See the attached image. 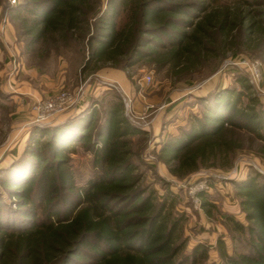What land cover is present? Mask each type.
<instances>
[{"label": "trees", "instance_id": "trees-1", "mask_svg": "<svg viewBox=\"0 0 264 264\" xmlns=\"http://www.w3.org/2000/svg\"><path fill=\"white\" fill-rule=\"evenodd\" d=\"M11 11L27 13L16 19L29 46L46 40L86 46L83 73L149 57L175 76L191 77L229 52L264 60V0H107L101 12L100 0H22ZM238 81L243 90L198 100L203 115L162 143L158 157L170 174L183 178L202 167L229 168L241 148L238 132L260 140L264 154V103L248 79ZM109 90L58 123L32 126L23 162L2 172L0 182L17 208L0 211V264L207 261L202 244L182 254L183 218L175 215L171 193L158 200L154 189L140 184L132 137L144 133L124 115L120 94L107 100ZM78 147L90 154L87 178L70 157ZM234 188L246 223L222 215L248 251L228 254L218 239L221 264H264V176L250 172ZM198 196L211 213L214 204L204 193Z\"/></svg>", "mask_w": 264, "mask_h": 264}, {"label": "rangeland", "instance_id": "rangeland-1", "mask_svg": "<svg viewBox=\"0 0 264 264\" xmlns=\"http://www.w3.org/2000/svg\"><path fill=\"white\" fill-rule=\"evenodd\" d=\"M106 1L100 0V12L105 9ZM19 2L22 0H0V181L5 169L12 165L13 169L23 162L32 126L62 120L59 114L45 123L33 124L32 103L24 115L18 116L16 103L8 100L4 91L25 83L39 91L37 99H43L60 90L80 92L82 87L84 100L72 110L78 113L87 105V100L103 95L112 87L107 100L114 93L127 94L132 101L127 119L144 133L132 137V149L139 157L140 184L154 189L158 200L171 193L175 200V215L183 218L181 238L186 244L182 254L188 255L195 245L202 244L208 251L205 264H221L218 239L224 242L228 254L247 252L243 236L232 229L222 214L246 223L235 196L234 183L254 171L264 176V154L259 151L263 143L246 132H238L236 138L240 139L241 148L232 155L229 168L202 167L183 178L170 174L158 154L166 139L187 128L191 118L203 115V105L198 100H208L225 90L234 93L243 90L238 78L242 76L249 80L247 68L240 63L243 60L254 59L260 63L259 87L249 82L264 103V60L243 50L235 57L229 52L218 60H209L207 66L191 77L186 74L175 76L168 65L159 66L149 57L133 63L124 61L118 67L103 65L94 73H83L81 68L89 58V51L83 44L72 40L67 44L46 40L45 43L27 45L28 38L19 29L16 19V14L21 11H11ZM20 14L26 16L27 13ZM124 21L123 14L119 25ZM145 75L151 76L148 83L143 79ZM70 157L77 173L87 178L91 173L90 154L78 147ZM201 192L215 206L209 214L201 207L198 196ZM15 200L0 182V211L15 210Z\"/></svg>", "mask_w": 264, "mask_h": 264}, {"label": "built area", "instance_id": "built-area-1", "mask_svg": "<svg viewBox=\"0 0 264 264\" xmlns=\"http://www.w3.org/2000/svg\"><path fill=\"white\" fill-rule=\"evenodd\" d=\"M240 63H242L247 68L251 84L258 88L261 81L259 61L251 59L243 60ZM143 79L148 83L151 80V76L145 75L143 76ZM79 91L80 92L72 93L67 90H60L46 98L34 100L30 106L32 123H45L46 121L59 116V114L71 111L76 108L79 102L83 100L82 87L79 88ZM120 95L124 107V115L129 118L132 101L127 94L122 92Z\"/></svg>", "mask_w": 264, "mask_h": 264}, {"label": "crops", "instance_id": "crops-1", "mask_svg": "<svg viewBox=\"0 0 264 264\" xmlns=\"http://www.w3.org/2000/svg\"><path fill=\"white\" fill-rule=\"evenodd\" d=\"M38 92L39 91L36 90L34 87L30 88V87L26 86V84L24 83L19 88L12 87L11 89L4 91L3 93L5 94V96L8 100L14 101L16 103V105H17L16 106V114H18V116H19V115H24L27 107L29 108V105L35 100V98L36 99L38 98ZM87 101H89V100H87ZM72 114H73L72 110L67 111V112L62 113L60 118L63 120Z\"/></svg>", "mask_w": 264, "mask_h": 264}]
</instances>
